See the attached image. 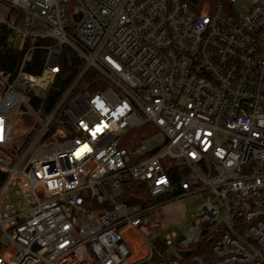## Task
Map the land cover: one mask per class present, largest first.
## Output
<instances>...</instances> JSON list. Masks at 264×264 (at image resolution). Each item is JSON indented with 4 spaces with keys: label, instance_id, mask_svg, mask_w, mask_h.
Masks as SVG:
<instances>
[{
    "label": "built area",
    "instance_id": "built-area-1",
    "mask_svg": "<svg viewBox=\"0 0 264 264\" xmlns=\"http://www.w3.org/2000/svg\"><path fill=\"white\" fill-rule=\"evenodd\" d=\"M0 2L9 42H28L0 71V264H264V0ZM146 124L158 132L128 140ZM129 182L149 200L120 199ZM177 187L203 199L163 238L152 200Z\"/></svg>",
    "mask_w": 264,
    "mask_h": 264
},
{
    "label": "trees",
    "instance_id": "trees-1",
    "mask_svg": "<svg viewBox=\"0 0 264 264\" xmlns=\"http://www.w3.org/2000/svg\"><path fill=\"white\" fill-rule=\"evenodd\" d=\"M9 31L5 26H0V71H9L16 72L21 64L24 53L26 51L27 45L20 48L14 47L8 40ZM47 58V51L43 49H35L32 51L30 58L26 62L25 70L31 74H40L44 68L45 62ZM83 65V61L75 52L70 51L69 57L65 58L64 67L69 77L74 76L78 70ZM97 87H94L96 89ZM157 129L151 125L146 124L143 127L134 130L129 133L128 140L132 142H141L149 135L157 133ZM151 154V152L144 154L143 156H147ZM167 167V166H166ZM172 174L175 182L182 177V173H185L186 170L182 169L181 166L174 165L169 169ZM6 178V172L0 170V186L4 182ZM180 190L178 187L173 192V196L179 195ZM149 191L146 185L141 183L129 182L124 186L123 192L120 196V199L126 201L129 204L140 203L149 200ZM159 199V198H158ZM158 199L152 200V202H156ZM208 248V245H207ZM166 247L162 241V239L158 236L154 241L153 247V257L152 262L159 260L162 257Z\"/></svg>",
    "mask_w": 264,
    "mask_h": 264
},
{
    "label": "rangeland",
    "instance_id": "rangeland-1",
    "mask_svg": "<svg viewBox=\"0 0 264 264\" xmlns=\"http://www.w3.org/2000/svg\"><path fill=\"white\" fill-rule=\"evenodd\" d=\"M7 1L17 2L18 0ZM8 12V7L3 2H0V16L7 18ZM23 121L25 125H30L32 123V119L26 115L23 116ZM164 143V135L158 133L155 138L146 140L144 145L147 150H152L162 147ZM174 150H176V148ZM0 155H3V153L0 152ZM24 164L25 162L20 168H22ZM202 199L203 194H192L178 197L166 195L160 197L157 202L161 201V204L153 209V215L160 220L157 227L158 234L164 238L173 232L181 233L185 228L186 222H188L191 216L196 212ZM24 207H29V204L25 203ZM8 244V241L0 235V252L3 251Z\"/></svg>",
    "mask_w": 264,
    "mask_h": 264
},
{
    "label": "water",
    "instance_id": "water-1",
    "mask_svg": "<svg viewBox=\"0 0 264 264\" xmlns=\"http://www.w3.org/2000/svg\"><path fill=\"white\" fill-rule=\"evenodd\" d=\"M190 251L181 252L182 255H187Z\"/></svg>",
    "mask_w": 264,
    "mask_h": 264
}]
</instances>
